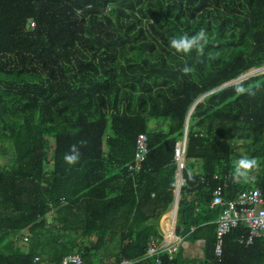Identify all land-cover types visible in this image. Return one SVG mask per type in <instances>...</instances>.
Returning a JSON list of instances; mask_svg holds the SVG:
<instances>
[{
    "label": "trees",
    "instance_id": "trees-1",
    "mask_svg": "<svg viewBox=\"0 0 264 264\" xmlns=\"http://www.w3.org/2000/svg\"><path fill=\"white\" fill-rule=\"evenodd\" d=\"M201 29L203 55L170 47ZM263 67L264 0H0V264L145 256L152 239L164 240L160 219L176 196L175 149L185 134L176 233L194 227L190 242L205 241L204 257L179 246L160 263L136 264H215L216 224L196 209L225 184V200L248 189L233 178L244 155L258 159L254 183L264 191V70L206 96L188 116L203 95ZM140 134L149 153L133 176ZM73 144L81 158L68 165ZM245 233L225 237L222 264H264V240L246 247ZM16 235L28 236L22 248Z\"/></svg>",
    "mask_w": 264,
    "mask_h": 264
},
{
    "label": "built area",
    "instance_id": "built-area-1",
    "mask_svg": "<svg viewBox=\"0 0 264 264\" xmlns=\"http://www.w3.org/2000/svg\"><path fill=\"white\" fill-rule=\"evenodd\" d=\"M186 149L187 136H184L183 139L178 141L175 149V161L178 165V170L184 169ZM148 153V137L146 134H140L136 140V152L133 163L129 165V171L132 173L139 172ZM217 177L215 176V178ZM227 188L228 185L225 184L214 190L213 201L209 207L217 215L214 222L216 224L215 264L224 262L225 237L233 230L241 227L246 229V234L242 235L240 239L246 246L252 245L256 240L264 239V192L262 189L255 186L250 187L238 193L235 197L225 200L224 192ZM171 224L175 226L174 219L171 220ZM193 232L194 229L192 228L191 233ZM164 234V242L160 243L155 239L150 241L145 256L134 261L124 259L120 264H136L144 258H156L157 263H160V256L163 254L168 253L172 256L177 251L178 245H168L167 241L177 234L170 232V230L168 233L164 231ZM16 240L23 246L28 242V236L24 235L21 239L19 235H16ZM62 264H83V259L78 254L68 255L63 259Z\"/></svg>",
    "mask_w": 264,
    "mask_h": 264
},
{
    "label": "clouds",
    "instance_id": "clouds-1",
    "mask_svg": "<svg viewBox=\"0 0 264 264\" xmlns=\"http://www.w3.org/2000/svg\"><path fill=\"white\" fill-rule=\"evenodd\" d=\"M208 42V36L204 29H201L197 34L189 36L187 34L174 36L170 39V47L177 53L188 54L193 50L198 51L201 55L204 53V46ZM214 58V56H213ZM180 71L187 75L192 69L188 66H184ZM237 91L241 94L247 92L249 95H255V92L251 88L240 87ZM87 142L81 140L78 142L79 146H84ZM77 144H73L69 152L64 155V161L68 165H75L80 161L81 152ZM260 163L257 158H248L247 156L241 157L234 164L233 178L237 182L239 181H252L255 179L253 173L258 171Z\"/></svg>",
    "mask_w": 264,
    "mask_h": 264
},
{
    "label": "crops",
    "instance_id": "crops-1",
    "mask_svg": "<svg viewBox=\"0 0 264 264\" xmlns=\"http://www.w3.org/2000/svg\"><path fill=\"white\" fill-rule=\"evenodd\" d=\"M135 156V155H134ZM142 169H143V166H142ZM142 169L139 171V172H131V174L133 175V176H137L141 171H142ZM183 171H184V169H183ZM177 172H178V170H177ZM258 173L259 172H257V171H255L254 173H253V175L255 176V179L254 180H252V182L254 183L256 180H257V178H258ZM215 176H217V175H215ZM182 183H181V185L184 183V178H183V175H182ZM177 183H178V179H177ZM255 184V183H254ZM255 187H258L256 184H255ZM180 188H181V186H180ZM250 188V187H249ZM260 188V187H259ZM263 191V190H262ZM176 192H177V188H176ZM264 192V191H263ZM175 198H176V196H175ZM175 198H174V201H173V204H172V206L170 207V209L167 211V212H165L163 215H162V217H161V219H160V228H161V231H162V233H163V236H164V240L162 241V242H164L165 241V234H164V231L165 232H169V230H170V232H175L176 233V231H177V228H178V209H177V214L174 212V202H175ZM179 200H180V191H179V197H178V208H179ZM198 207H200V208H198V209H196V213L197 214H201L202 212L204 213V219H207V220H205V222H204V220H202V222H204V224L206 225V224H214V222H215V220H216V217H217V215L213 212V211H211L209 208H206L204 205H199ZM199 216V215H198ZM172 219H174V221H175V226L172 224V226H174V228L172 229V228H167L166 229V226H168V225H171V220ZM208 221V222H207ZM163 222V223H162ZM192 228H194V227H192ZM191 228V229H192ZM174 229H175V231H174ZM191 229L187 232H184L183 234H181V235H173L171 238H172V240L171 241H173L174 240V238L177 240V242H178V244H176V245H178V247L179 246H181L183 249H184V255L187 257V256H190L191 258H203L204 257V245H205V241L204 240H198V241H196L195 243H192V242H190V238L192 237V234L194 233H191ZM237 229H245V228H237ZM195 231V230H194ZM177 234V233H176ZM246 234V233H245ZM244 235V234H243ZM241 238H242V236H241ZM240 238V239H241ZM260 240H264V239H260ZM168 241H170V239L168 240ZM257 241V240H256ZM162 242H160V243H162ZM240 243L241 244H244V243H242L241 241H240ZM255 243V242H254ZM253 243V244H254ZM252 244V245H253ZM19 248H22V245H20L18 242H17V244H16ZM245 245V244H244ZM246 246V245H245ZM249 246H251V245H249ZM249 246H246V247H249ZM39 260V258H36V261H38Z\"/></svg>",
    "mask_w": 264,
    "mask_h": 264
},
{
    "label": "water",
    "instance_id": "water-1",
    "mask_svg": "<svg viewBox=\"0 0 264 264\" xmlns=\"http://www.w3.org/2000/svg\"><path fill=\"white\" fill-rule=\"evenodd\" d=\"M262 70H264V67L261 68V69H257L256 71H257V72H260V71H262ZM253 74H254L253 72H249L248 74H246L245 76L239 78L238 80H236V81H234V82H231V83H228V84H225V85H223V86H221V87H219V88H217V89H215V90H213V91H211V92H209V93L203 95L201 98H199V99L195 102L194 106H193L192 109L190 110V113H189L188 119H190V115H191V113L194 112L195 105H196L199 101L203 100L206 96H208V95H210V94H212V93H214V92H216V91H218V90H221V89H223V88H226V87H228V86H230V85H234L237 81L242 80V79H244V78H246V77H248V76H251V75H253ZM185 136H186V134H185ZM182 175H183V168H181V169L178 170L177 192H176V198H175V202H174V212H175L176 214H177V209H178V197H179L180 186H181V183H182V181H183V180H182Z\"/></svg>",
    "mask_w": 264,
    "mask_h": 264
},
{
    "label": "rangeland",
    "instance_id": "rangeland-1",
    "mask_svg": "<svg viewBox=\"0 0 264 264\" xmlns=\"http://www.w3.org/2000/svg\"><path fill=\"white\" fill-rule=\"evenodd\" d=\"M257 69H253L251 72H253L254 74H257V73H259V72H257L256 71ZM263 71V70H262ZM253 74V75H254ZM157 121H153L152 122V125H151V127L152 126H155V125H157ZM154 124V125H153ZM160 126L162 127V128H164V129H167V123H165V122H160ZM239 152L238 153H240V154H243V152H244V150L243 149H239L238 150ZM245 156V155H244ZM237 161V160H236ZM235 161V162H236ZM235 162H234V164H235ZM0 163L1 164H4V162L2 161V160H0ZM220 166H222V164L220 165ZM197 170H198V168H197ZM243 181V180H242ZM243 185L244 186H246L247 188H249V187H254L255 186V184L252 182V181H243Z\"/></svg>",
    "mask_w": 264,
    "mask_h": 264
},
{
    "label": "bare ground",
    "instance_id": "bare-ground-1",
    "mask_svg": "<svg viewBox=\"0 0 264 264\" xmlns=\"http://www.w3.org/2000/svg\"><path fill=\"white\" fill-rule=\"evenodd\" d=\"M167 228H174V226H172V224L171 225H168V226H166V229ZM172 240V238H170V241H167V244L168 245H176V244H178V242H177V240L174 238V240L173 241H171Z\"/></svg>",
    "mask_w": 264,
    "mask_h": 264
}]
</instances>
